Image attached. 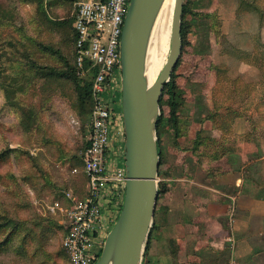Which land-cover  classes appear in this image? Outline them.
Segmentation results:
<instances>
[{
	"label": "rangeland",
	"instance_id": "374dc122",
	"mask_svg": "<svg viewBox=\"0 0 264 264\" xmlns=\"http://www.w3.org/2000/svg\"><path fill=\"white\" fill-rule=\"evenodd\" d=\"M38 1L0 0V264H70L66 215L49 207L68 209L67 193H88L83 156L93 100L81 113L75 84L60 75L77 67L70 23L77 0ZM184 5L186 43L175 69L180 108L175 126L165 96L158 204L180 212L213 203L222 211L227 189L217 179L227 152L238 148L230 140L236 120L264 145V0ZM77 72L93 80L88 70Z\"/></svg>",
	"mask_w": 264,
	"mask_h": 264
},
{
	"label": "water",
	"instance_id": "95a60500",
	"mask_svg": "<svg viewBox=\"0 0 264 264\" xmlns=\"http://www.w3.org/2000/svg\"><path fill=\"white\" fill-rule=\"evenodd\" d=\"M166 0H131L121 38L125 197L96 264H142L159 198L158 121L164 88L183 52L184 0H174L170 49L154 84L146 74L155 25Z\"/></svg>",
	"mask_w": 264,
	"mask_h": 264
},
{
	"label": "built area",
	"instance_id": "2783aa9c",
	"mask_svg": "<svg viewBox=\"0 0 264 264\" xmlns=\"http://www.w3.org/2000/svg\"><path fill=\"white\" fill-rule=\"evenodd\" d=\"M130 3L131 0L76 2V66L83 73L85 70L93 73L92 129L90 144L83 156L88 193L84 199L67 193V198L72 201L68 209L59 203L49 207L54 214L66 215L69 232L63 248L70 264L98 262L106 238L114 227L107 228L102 212L104 200L120 191L125 193L124 146L116 145L123 117H117L112 99L121 103L120 48Z\"/></svg>",
	"mask_w": 264,
	"mask_h": 264
},
{
	"label": "crops",
	"instance_id": "0c3cea01",
	"mask_svg": "<svg viewBox=\"0 0 264 264\" xmlns=\"http://www.w3.org/2000/svg\"><path fill=\"white\" fill-rule=\"evenodd\" d=\"M115 111L122 119L121 103L115 105ZM233 126L230 140L236 141L238 148L227 152V167L217 179L218 185L227 189L224 210H215L212 203L201 206L204 211L184 205L175 212L157 202L142 264H264V145L246 135L242 118ZM118 130L116 145L122 148L124 130L122 126ZM124 197L120 191L104 200L107 228L116 223ZM203 212L207 215L201 216ZM187 216L191 222L184 219Z\"/></svg>",
	"mask_w": 264,
	"mask_h": 264
},
{
	"label": "trees",
	"instance_id": "16d2710c",
	"mask_svg": "<svg viewBox=\"0 0 264 264\" xmlns=\"http://www.w3.org/2000/svg\"><path fill=\"white\" fill-rule=\"evenodd\" d=\"M43 2H44V0H39L38 1L39 7L43 6ZM185 13H186V5H184V13H183V15ZM73 22L75 23L74 20H70V23H73ZM181 37H182V42H183V46H184L185 43H186V30H185L184 21L182 22ZM77 71H78V69L76 67V69L75 68L72 69L69 73H61L60 75L62 77H66V78L70 79L75 84L79 107L81 109V113H84L86 111V108H87L88 104L92 100V84H93V80L92 81H85L83 79H80L78 77V72ZM93 72H96V70H93ZM177 88H178L177 77H176V74H175V71H174L173 74H172L170 82L167 83L165 88H164L163 97H162V100H161V110H163V100H164L165 96H169L170 120L174 123L175 126H176V124L178 122V115H179L178 112H179V108H180V105L175 101L176 94H177ZM164 119H165V117L161 113V116L159 117V121H158V135H159L160 127H161ZM89 144H90V141L87 142V147L89 146ZM158 146H159V154H160V160H161L162 159V153H161L160 141H158ZM162 193H163V190L161 189V187H159V196ZM122 206L123 205L120 206V211L122 209ZM68 232H69V228L67 227V232H66L65 235H67ZM149 244H150V241L147 243V248H148Z\"/></svg>",
	"mask_w": 264,
	"mask_h": 264
},
{
	"label": "bare ground",
	"instance_id": "6f19581e",
	"mask_svg": "<svg viewBox=\"0 0 264 264\" xmlns=\"http://www.w3.org/2000/svg\"><path fill=\"white\" fill-rule=\"evenodd\" d=\"M173 12L174 0H166L155 25L148 51L146 74L150 85L155 83L167 60Z\"/></svg>",
	"mask_w": 264,
	"mask_h": 264
}]
</instances>
